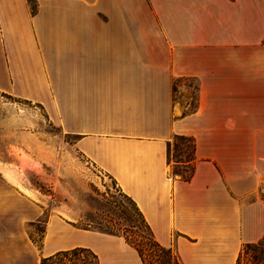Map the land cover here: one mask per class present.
I'll return each mask as SVG.
<instances>
[{"label":"crops","instance_id":"1","mask_svg":"<svg viewBox=\"0 0 264 264\" xmlns=\"http://www.w3.org/2000/svg\"><path fill=\"white\" fill-rule=\"evenodd\" d=\"M0 91L74 136L184 264H236L264 235V0H0ZM176 135L195 140L190 180L171 174ZM43 215L0 173V264L78 247L143 264L123 236L61 213L39 243Z\"/></svg>","mask_w":264,"mask_h":264},{"label":"rangeland","instance_id":"2","mask_svg":"<svg viewBox=\"0 0 264 264\" xmlns=\"http://www.w3.org/2000/svg\"><path fill=\"white\" fill-rule=\"evenodd\" d=\"M180 83L195 86L193 79L176 81ZM178 96L175 85V97ZM75 141L74 136L49 120L39 104L0 91V173L19 189L37 192L44 215L31 228L33 237L41 242L50 213H61L81 226L109 232L110 228L144 229L131 198L111 175L77 149ZM179 151L174 152V159L183 155V150ZM74 254L56 262L74 264L85 258L94 263L87 251ZM252 257V253L246 254L240 264L246 259L253 261Z\"/></svg>","mask_w":264,"mask_h":264},{"label":"trees","instance_id":"3","mask_svg":"<svg viewBox=\"0 0 264 264\" xmlns=\"http://www.w3.org/2000/svg\"><path fill=\"white\" fill-rule=\"evenodd\" d=\"M179 148L183 150V155H177L174 159V152L176 150H178L179 153L181 152L179 151ZM168 161L171 165V174L173 176L179 175L184 180H190L195 168L194 138L187 135H176L170 142ZM131 200L134 202L141 217L140 226H143L144 229L134 231L126 228L125 231H120L116 228H110L111 232L123 236L126 241L138 251L143 264H184L180 253L175 247L164 245L156 238L150 224L144 217V214L141 212L135 201L132 198ZM79 251L89 252L94 260V263L92 264H98L97 254L91 249L84 247L59 251L54 255L44 257L41 264H59V261L56 262L57 259L67 257L68 254L71 253H75L74 255H76ZM248 253H252L253 261L246 259L243 264H264V235L258 241L247 242L241 246L236 259V264H240L241 258ZM74 264L91 263L88 262V259L81 258Z\"/></svg>","mask_w":264,"mask_h":264},{"label":"built area","instance_id":"4","mask_svg":"<svg viewBox=\"0 0 264 264\" xmlns=\"http://www.w3.org/2000/svg\"><path fill=\"white\" fill-rule=\"evenodd\" d=\"M259 190L262 195H264V179L259 184Z\"/></svg>","mask_w":264,"mask_h":264}]
</instances>
